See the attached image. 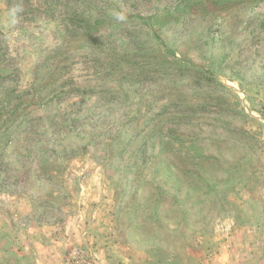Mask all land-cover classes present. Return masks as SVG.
<instances>
[{
	"label": "rangeland",
	"instance_id": "1",
	"mask_svg": "<svg viewBox=\"0 0 264 264\" xmlns=\"http://www.w3.org/2000/svg\"><path fill=\"white\" fill-rule=\"evenodd\" d=\"M0 264H264V0H0Z\"/></svg>",
	"mask_w": 264,
	"mask_h": 264
},
{
	"label": "clouds",
	"instance_id": "2",
	"mask_svg": "<svg viewBox=\"0 0 264 264\" xmlns=\"http://www.w3.org/2000/svg\"><path fill=\"white\" fill-rule=\"evenodd\" d=\"M22 11L21 8H16V9H13L10 13V15L13 17L12 19V23L15 24L16 23V20H15V16L18 12ZM112 16L113 18L118 22V23H124L127 21V16L125 15L124 12L122 11H114L112 13Z\"/></svg>",
	"mask_w": 264,
	"mask_h": 264
},
{
	"label": "trees",
	"instance_id": "3",
	"mask_svg": "<svg viewBox=\"0 0 264 264\" xmlns=\"http://www.w3.org/2000/svg\"><path fill=\"white\" fill-rule=\"evenodd\" d=\"M8 110H10L8 107H3V109L1 110V112H6Z\"/></svg>",
	"mask_w": 264,
	"mask_h": 264
}]
</instances>
